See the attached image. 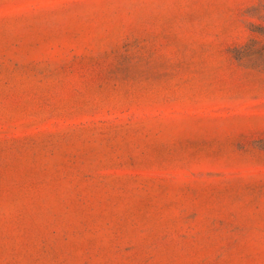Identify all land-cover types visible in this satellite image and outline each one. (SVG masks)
Masks as SVG:
<instances>
[{"label": "rangeland", "instance_id": "374dc122", "mask_svg": "<svg viewBox=\"0 0 264 264\" xmlns=\"http://www.w3.org/2000/svg\"><path fill=\"white\" fill-rule=\"evenodd\" d=\"M0 264H264V0H0Z\"/></svg>", "mask_w": 264, "mask_h": 264}]
</instances>
